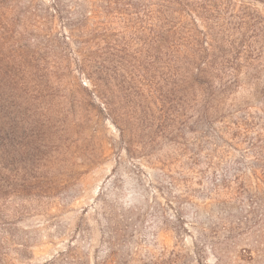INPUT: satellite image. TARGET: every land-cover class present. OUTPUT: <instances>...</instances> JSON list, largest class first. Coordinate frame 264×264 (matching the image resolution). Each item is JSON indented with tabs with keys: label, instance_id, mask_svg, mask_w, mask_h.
Listing matches in <instances>:
<instances>
[{
	"label": "rangeland",
	"instance_id": "1",
	"mask_svg": "<svg viewBox=\"0 0 264 264\" xmlns=\"http://www.w3.org/2000/svg\"><path fill=\"white\" fill-rule=\"evenodd\" d=\"M0 264H264V0H0Z\"/></svg>",
	"mask_w": 264,
	"mask_h": 264
}]
</instances>
